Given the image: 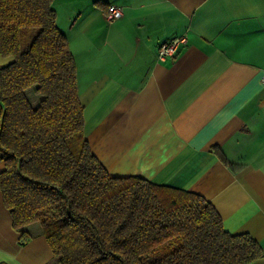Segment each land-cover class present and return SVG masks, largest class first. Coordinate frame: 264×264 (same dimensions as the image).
<instances>
[{
  "label": "crops",
  "instance_id": "1",
  "mask_svg": "<svg viewBox=\"0 0 264 264\" xmlns=\"http://www.w3.org/2000/svg\"><path fill=\"white\" fill-rule=\"evenodd\" d=\"M53 5L77 64L85 135L105 168L203 195L225 230L264 249V0ZM109 5L123 15L109 20ZM181 35L176 55L160 59L159 46ZM30 230L22 242L0 192V262L52 258L38 225Z\"/></svg>",
  "mask_w": 264,
  "mask_h": 264
},
{
  "label": "trees",
  "instance_id": "2",
  "mask_svg": "<svg viewBox=\"0 0 264 264\" xmlns=\"http://www.w3.org/2000/svg\"><path fill=\"white\" fill-rule=\"evenodd\" d=\"M53 2L0 0V192L22 242L38 225L52 250L46 264L260 259L261 243L225 230L203 195L114 176L92 152L77 64Z\"/></svg>",
  "mask_w": 264,
  "mask_h": 264
},
{
  "label": "built area",
  "instance_id": "3",
  "mask_svg": "<svg viewBox=\"0 0 264 264\" xmlns=\"http://www.w3.org/2000/svg\"><path fill=\"white\" fill-rule=\"evenodd\" d=\"M106 15L109 20H114L120 18L123 15V10L118 6L109 5L107 7ZM186 42H187V38L184 35L176 36L168 41L163 42L159 46V50H158L159 58L165 60L166 58L175 56L180 46L185 44ZM262 82L264 83V79H262Z\"/></svg>",
  "mask_w": 264,
  "mask_h": 264
},
{
  "label": "rangeland",
  "instance_id": "4",
  "mask_svg": "<svg viewBox=\"0 0 264 264\" xmlns=\"http://www.w3.org/2000/svg\"><path fill=\"white\" fill-rule=\"evenodd\" d=\"M31 92H32V90H29V94H30V95H31ZM35 96L38 97V95H36V94H35ZM31 98H32V96H31ZM34 103H35V105H36V104L38 103L37 100H34Z\"/></svg>",
  "mask_w": 264,
  "mask_h": 264
},
{
  "label": "snow or ice",
  "instance_id": "5",
  "mask_svg": "<svg viewBox=\"0 0 264 264\" xmlns=\"http://www.w3.org/2000/svg\"><path fill=\"white\" fill-rule=\"evenodd\" d=\"M262 79H264V76H262Z\"/></svg>",
  "mask_w": 264,
  "mask_h": 264
}]
</instances>
